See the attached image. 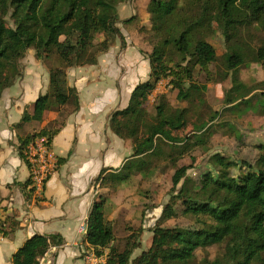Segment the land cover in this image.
<instances>
[{
	"label": "trees",
	"instance_id": "obj_1",
	"mask_svg": "<svg viewBox=\"0 0 264 264\" xmlns=\"http://www.w3.org/2000/svg\"><path fill=\"white\" fill-rule=\"evenodd\" d=\"M127 0H0V93L23 75V59L30 49L40 58L58 56L60 65L51 67L50 89L34 103V113L25 111L23 122L42 120L53 104L72 103L79 107L76 88L69 87L66 69L74 65L95 64L125 37L117 25L118 5ZM149 33L141 36L147 45L142 51L151 66V79L133 90L128 107L112 113L110 127L121 138L137 137L133 158L111 178L103 177V169L96 179L102 185L126 182L133 175L153 177L156 160L169 158L175 166L172 175L170 201L164 206L161 219L185 216L192 218L191 226H163L152 228V242L142 250L143 229L132 230L122 249L114 245V225L107 217L105 198L93 203L87 219L86 241L95 247L109 248V264H254L255 256L262 255L264 264V142L257 144L261 154L254 163H240L222 152L209 157L213 169L195 179L189 169L196 161L189 155L191 148L204 145L209 134V121L203 122L194 137L185 133L188 108L169 107L165 95L159 96L156 116L147 117L146 104L157 83L170 78L180 101H190L191 90L206 89L194 82L198 67L208 70L218 59L215 45L201 32L217 25L225 39L228 59L227 75L236 79L239 69L248 63L264 64V36L250 45L241 35L244 29L256 27L264 34V0H151ZM6 16L12 20L8 24ZM133 19V18H132ZM152 31V32H151ZM251 33V32H250ZM255 35L249 34L252 39ZM188 85V86H187ZM228 109L255 105L264 109V90L259 95L243 93L225 99ZM168 109H171L169 111ZM37 133L54 136L44 129ZM28 136L20 146V153L37 134ZM199 133V134H198ZM195 138V140H193ZM169 146V151L164 149ZM187 155L191 165H180ZM110 179V180H109ZM12 218L0 220V232L6 236L14 228ZM65 240L60 234H35L13 255V264H40L52 246ZM225 244L223 255L215 259L198 260L197 250Z\"/></svg>",
	"mask_w": 264,
	"mask_h": 264
},
{
	"label": "crops",
	"instance_id": "obj_2",
	"mask_svg": "<svg viewBox=\"0 0 264 264\" xmlns=\"http://www.w3.org/2000/svg\"><path fill=\"white\" fill-rule=\"evenodd\" d=\"M130 36L125 47L113 45L97 63L66 69L69 87L78 92V109L72 103L53 104L42 120L22 121L25 111L33 115L35 101L50 89V58L39 59L34 49L22 61L23 75L0 93V218L14 221V228L0 239V264H13V255L35 234H60L65 240L52 246L40 264H85V251L93 246L80 227L87 224L93 203L106 198L113 186L131 180L113 186L96 182L103 169V177L111 178L133 158L135 143L131 136L121 138L112 130L111 115L128 107L136 86L151 79L150 62L142 53L148 49L144 38L132 32ZM168 88L176 90L170 78L159 80L146 107L159 96L170 99ZM182 102L177 107L187 108L189 102ZM44 129L55 132L53 147L60 164L43 195L35 197L20 146Z\"/></svg>",
	"mask_w": 264,
	"mask_h": 264
},
{
	"label": "rangeland",
	"instance_id": "obj_3",
	"mask_svg": "<svg viewBox=\"0 0 264 264\" xmlns=\"http://www.w3.org/2000/svg\"><path fill=\"white\" fill-rule=\"evenodd\" d=\"M150 1L127 0L119 3L120 22L117 25L125 38L131 37V32L135 35H144V33L150 32L149 30L152 28L151 14L147 11ZM124 8H126L125 11ZM5 18L8 24H12L9 16ZM145 22H147L146 25ZM196 31L197 33L201 32V35L215 45L218 59L209 66L208 70L198 67L194 73V82L207 88L197 91L191 90L192 98L189 104L186 103L189 110L187 116L189 125L186 127L185 132L194 137L200 124L208 122L216 112L219 113L214 121H209L208 130L210 132L204 137V145L193 146L189 153V155L196 158L193 166L188 171L189 175L198 179L203 172L213 169L208 160L215 152L227 154L239 163L242 160L254 163L261 154L257 144L264 142V109H260L259 106L255 105L252 109L241 106L238 109L230 110L225 104V99L229 95L237 96L245 92L250 95H259L264 90V64L248 63L243 65L239 69L237 78L232 79L230 75L228 77L224 66L228 59V51L221 30L215 24L209 30ZM250 32L255 35L252 39L248 38ZM241 35L250 45H254L260 37L264 36L254 26L244 29ZM148 36L151 38L150 43L154 45L156 39L150 33ZM131 38L133 39V37ZM115 44L122 47L121 39L117 38ZM49 63L54 68L60 65V60L58 56L53 55L49 59ZM176 93V90L168 88L169 107H177L178 102L183 104L182 101L176 99ZM158 102L157 98V101L150 102L146 107V114L151 119L156 116ZM168 110L171 111V109ZM136 140L137 137H131L133 144ZM164 149L169 151V146L164 145ZM189 155L182 162L180 161V165L192 164ZM175 166L169 158H161L152 165L157 170L153 177L141 178V175L137 174L138 176H136L135 174L128 183H119L120 185L117 186L112 184V191L105 194L107 196L105 202L107 217H112V224L114 225L116 235L114 245L116 247L122 249L130 232L141 228L143 229L142 245L140 249L134 252L133 256H136L151 245L153 235L151 229L156 224L162 223L163 226L184 227L194 224L192 218L185 216L168 220L161 219L164 206L171 198L172 175L177 168ZM105 185L108 186L109 184ZM224 252L225 244H216L206 249L197 250V257L198 260L204 258L213 260L223 255ZM262 258V255L257 254L254 264H259Z\"/></svg>",
	"mask_w": 264,
	"mask_h": 264
},
{
	"label": "built area",
	"instance_id": "obj_4",
	"mask_svg": "<svg viewBox=\"0 0 264 264\" xmlns=\"http://www.w3.org/2000/svg\"><path fill=\"white\" fill-rule=\"evenodd\" d=\"M25 161L28 164L29 185L35 197H41L51 176L59 168V158L53 147V137L37 133L24 150ZM3 218H0L2 220ZM81 232H87V224L80 227ZM4 235L0 232V239ZM85 264H109V251L104 247H90L85 251Z\"/></svg>",
	"mask_w": 264,
	"mask_h": 264
}]
</instances>
